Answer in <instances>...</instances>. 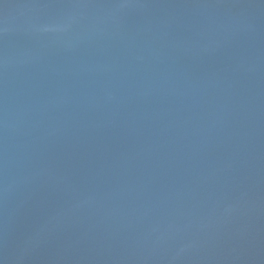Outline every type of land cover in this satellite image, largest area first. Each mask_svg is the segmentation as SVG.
Here are the masks:
<instances>
[{
    "label": "water",
    "instance_id": "obj_1",
    "mask_svg": "<svg viewBox=\"0 0 264 264\" xmlns=\"http://www.w3.org/2000/svg\"><path fill=\"white\" fill-rule=\"evenodd\" d=\"M0 264H264V0H0Z\"/></svg>",
    "mask_w": 264,
    "mask_h": 264
}]
</instances>
